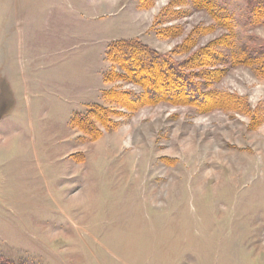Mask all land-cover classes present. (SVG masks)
I'll return each mask as SVG.
<instances>
[{"label": "rangeland", "instance_id": "374dc122", "mask_svg": "<svg viewBox=\"0 0 264 264\" xmlns=\"http://www.w3.org/2000/svg\"><path fill=\"white\" fill-rule=\"evenodd\" d=\"M208 1L0 0V264H264V22Z\"/></svg>", "mask_w": 264, "mask_h": 264}, {"label": "trees", "instance_id": "16d2710c", "mask_svg": "<svg viewBox=\"0 0 264 264\" xmlns=\"http://www.w3.org/2000/svg\"><path fill=\"white\" fill-rule=\"evenodd\" d=\"M193 1L196 7L212 9V3L208 0ZM245 5L246 11L255 21L259 23L264 22V0H246ZM249 52L250 53L248 55L250 58L253 55L254 60H257L258 63L260 62V64L264 65V46H261L259 49H252ZM105 56L106 60L111 64V69L114 68V72L113 69H110L107 72L105 80H110L113 77L119 80L123 78V74L126 75V78L136 79L139 78L138 76L143 69H148L150 71L155 70L160 73L164 72V74H166L167 71H170L171 73L168 75L173 77L177 83L180 82L181 85H184L183 87H186V89L189 90V87L192 88V85L195 87L194 83L191 82L187 75H184V73L181 74L178 71L176 62H173L167 55L159 54L156 50L139 40H116L109 45ZM134 60L136 61L134 62ZM117 69L123 73L115 71ZM144 93L145 96H148L151 99H155L159 96L154 90H152V87L145 88ZM119 95H112L107 91L104 93V98L111 101L113 100L112 102L115 103L119 101V98L123 99V97H120ZM92 107L89 112H91L92 118H95L96 111H94L95 108ZM98 108L100 109L103 107L98 106L96 109ZM103 109L104 111L107 110L106 108Z\"/></svg>", "mask_w": 264, "mask_h": 264}]
</instances>
